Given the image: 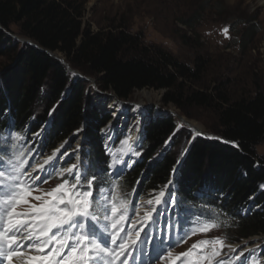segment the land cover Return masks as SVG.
Segmentation results:
<instances>
[{
	"label": "trees",
	"instance_id": "obj_1",
	"mask_svg": "<svg viewBox=\"0 0 264 264\" xmlns=\"http://www.w3.org/2000/svg\"><path fill=\"white\" fill-rule=\"evenodd\" d=\"M83 16L84 5L77 0H0V48L3 29L13 24L33 41L15 52L13 63L0 72V139L11 120L14 131L28 138L51 120L34 146L41 156L75 132L83 133L91 161L88 174L99 173L106 185L111 176L100 170L108 169L110 156L101 129L112 116L89 104L87 84L79 77L71 83L66 63L98 76L101 88L120 99L144 88L164 89V105L184 109L185 99L212 108L220 139L197 136L177 167L180 159L165 145L177 131L175 119H150L139 160L120 179L124 197L135 203L174 176L182 219L200 214L218 220L229 241L263 235L264 160L256 146L264 137V93L233 99L222 86L210 93L191 89L201 63L192 67L124 29L92 31L84 26ZM182 22L194 27L189 19ZM58 52L65 61L55 56ZM45 104L56 107L51 112L41 109Z\"/></svg>",
	"mask_w": 264,
	"mask_h": 264
},
{
	"label": "rangeland",
	"instance_id": "obj_2",
	"mask_svg": "<svg viewBox=\"0 0 264 264\" xmlns=\"http://www.w3.org/2000/svg\"><path fill=\"white\" fill-rule=\"evenodd\" d=\"M77 1L84 5V26H90L92 31L124 29L137 35L144 45L162 47L192 67H195L197 62L201 63L199 77L193 81L191 89L210 93L215 87L222 86L233 99L250 97L255 95L257 91L264 93V0ZM185 19L191 20L194 27L190 28L184 25L182 20ZM224 29H227V33ZM3 31L6 37L0 48V72L4 67L13 63L15 52L19 53L26 44L33 42L20 32L19 24H13L7 30L3 29ZM182 35H185V38H182ZM55 56L60 61H65L63 54L58 52L55 53ZM66 66L72 76L71 83L74 82L76 77H79L87 84L89 104L92 101L103 113H110L113 117L111 118L112 122L116 121L127 127L123 130L119 124H115L118 133L112 137L116 138L112 149L106 143V148L112 159L115 158L113 154L117 149H120L122 141L129 136L126 130L131 128L140 131V141L133 156L135 161V158L138 157L135 153L141 154L143 149V145H141L143 139L142 124L146 126L150 119L170 115L167 113L168 111L171 112L172 115L170 116L176 121L177 131L173 135L174 138L167 140L165 145H167L169 151L176 152L179 159L188 148L190 149L193 141L198 136L193 131V125L197 126L199 131L207 136L219 137L216 133L219 125L218 116L210 107H198L195 104L188 103L185 99L183 100L184 109L178 108L174 104L164 105L163 99L166 94L164 89L144 88L136 90L128 99H120L112 91H105L101 88L98 76L85 73L68 63H66ZM76 73L79 76H75ZM144 91L151 93L152 96L160 94V98L149 101L144 95ZM111 101L118 103L119 106L117 107H122L120 116L116 117L114 110L108 108V103ZM140 105L142 108L135 109ZM55 107L49 108L45 104L41 109H48L51 112L54 111ZM133 108L135 112H140L139 122H134L135 118L133 116L138 114L132 112ZM106 126L103 128L105 129ZM103 128L101 133L105 142H107V136L104 134ZM8 131L13 130L11 128ZM43 133V130H39L32 134L28 138L29 143H27V146L40 141L43 138ZM20 136L23 137L20 141H23L26 145L27 136L22 134ZM57 146L53 151L56 149L61 151L62 161L68 156L72 157L71 159L69 157L70 160L58 169L66 168L67 164L68 167L75 164L74 157L80 151V160L87 166L90 164L88 172L92 173L90 156L87 154L88 144L83 133L71 135L68 139L59 142ZM256 149L258 156L264 160V137L257 144ZM65 153H67L66 156ZM46 178L47 176H44L34 182L33 187L38 186L36 188L38 190L34 191V195L39 196L42 192H48L62 182V179H58V176L47 180L46 183L42 182ZM176 190L177 185L173 180L171 183L143 195L144 197L139 200L140 205L143 199L154 200L160 191L171 192L175 195ZM31 203L38 204L40 201L31 199ZM25 207L21 206L18 210H24ZM152 207V205L149 206V211ZM140 214L141 216L144 215V213ZM168 215L169 212H166L165 216L161 218L160 229H164ZM204 222L211 221L197 220L198 224ZM137 227H139V224ZM152 231L155 235L156 229H152ZM168 234L171 235L172 230H169ZM160 235H165V232L161 231ZM217 237L223 239L226 245H232L235 248V252H232L225 247L222 251L224 259L227 260L231 257L234 260L236 255L247 248L254 250V255L249 264H264V234L242 239L241 241H229L221 225L212 228L208 232H197V234L191 235L186 242L174 246L171 250L174 255L179 254L185 252L197 241L213 240ZM257 239L261 240L258 244H256ZM257 245H260V247L257 248ZM248 254V252H245L246 256ZM156 264H166V262L157 261Z\"/></svg>",
	"mask_w": 264,
	"mask_h": 264
},
{
	"label": "snow or ice",
	"instance_id": "obj_3",
	"mask_svg": "<svg viewBox=\"0 0 264 264\" xmlns=\"http://www.w3.org/2000/svg\"><path fill=\"white\" fill-rule=\"evenodd\" d=\"M224 31L227 33V29ZM195 135L202 133L195 132ZM21 139L19 133L12 131L0 139V264H156L157 261L166 264H249L251 261L254 250L247 248L234 260L220 258L225 247L232 252L235 248L219 237L197 241L185 252L174 255L171 250L174 246L186 242L197 232H208L218 225L212 222L198 224L193 220L190 227L177 230L168 217L164 229H160L161 218L170 209L175 211L177 205L176 196L165 191L147 201L153 207L150 211L145 210L143 216L134 209L139 219L129 223L128 202L114 194L117 182L109 180L108 187H102L104 181L98 179L99 173L89 176V166L79 158L77 163L57 169L55 163L49 162L59 149L32 170L46 171L45 166H48L52 169L47 172L48 177L58 176L62 182L48 192L34 195L38 190L33 187L34 180H39V176L33 178L25 170L27 159L23 145L18 143ZM130 141L131 137L122 141L129 152L132 150ZM122 163L127 166L126 162L114 158L108 169H117ZM65 174L70 178H64ZM115 174L119 175L118 169ZM30 198L40 203L33 204ZM21 206L26 207L18 210ZM152 229H156L155 235ZM169 230H172L171 235ZM161 231L165 235H160ZM245 252L249 254L246 256ZM142 256L147 260H141Z\"/></svg>",
	"mask_w": 264,
	"mask_h": 264
},
{
	"label": "bare ground",
	"instance_id": "obj_4",
	"mask_svg": "<svg viewBox=\"0 0 264 264\" xmlns=\"http://www.w3.org/2000/svg\"><path fill=\"white\" fill-rule=\"evenodd\" d=\"M144 95L146 96V98L149 100V101H152V99L154 100V99H156V100H158L159 98H160V94H155L154 96H152V94L151 93H149V92H147V91H144ZM109 105H108V108H112L113 110H114V113L116 114V117L117 116H120V110H122V107H117V106H119L118 105V103H116L115 101H111L110 103H108ZM105 106H106V104H104ZM140 108H142L141 107V105L139 106V107H137V108H135V109H140ZM132 112H135V110H134V108H133V110H132ZM135 113H137L138 115H134L133 117L135 118V120H134V122H139V114H140V112H135ZM115 124H119L120 125V127H122L123 128V130L125 129V128H127L126 126H124V125H122L121 123H118V122H110L107 126H106V128L104 129V134H106V139H107V143H108V145L109 146H112L113 145V143H114V141L116 140V138H112V137H114V136H116V134L118 133V131H117V129H116V126H115ZM193 128H194V130H195V132H198L199 131V129H198V127L197 126H195V125H193ZM126 132L129 134V136L128 137H131V141H130V143H131V151L129 152V151H127V146H125V145H121L120 146V149H118V150H116L115 151V153H114V156H116V159H119V160H121V161H123V162H126V164H127V166H125L124 165V163H122L121 165H119V166H117V169L119 170V171H121V170H125V169H127V167H129L132 163H133V161H134V151H135V149H136V147H137V145H138V142L140 141L139 139H140V131L139 130H137V129H131V128H129V129H127L126 130ZM123 134V133H122ZM127 135V134H126ZM127 137V138H128ZM57 150V149H56ZM55 150V151H56ZM54 151V152H55ZM53 152V153H54ZM63 152H64V150H63ZM79 152L80 151H78L77 153H76V155H75V157H74V163H77V158H79L80 159V156H79ZM61 151H59V152H56V156L53 158V161H50L49 163L50 164H52V163H55L56 164V166L58 165H62V163L63 162H65V161H67L68 160V158L70 157V159L72 158L71 156H68V157H66V159L65 160H61ZM133 154V155H132ZM53 154H51V155H48V156H45V157H43V159L41 160V162H39L37 165H39V164H43V162L45 161V160H47V158L49 157V156H52ZM132 155V156H131ZM66 156V155H65ZM58 161V162H57ZM73 162V161H72ZM36 166V165H35ZM34 166V167H35ZM70 166V165H69ZM68 166H66V168H67ZM45 168H46V170H48V169H51V168H49L48 166H45ZM117 169H113V171L114 172H116L117 171ZM42 172H45V171H42V170H40L39 168H36V170L35 171H33V170H31L29 173L31 174V176L33 177V178H35V177H37V176H39V174L40 173H42ZM149 199L148 198H146V199H143L142 201H141V205H142V209H141V211H143V212H145V210H148L149 211V206L150 205H148L147 204V201H148ZM258 240V239H257ZM261 241V240H260ZM260 241L258 240V241H256V244H258V243H260Z\"/></svg>",
	"mask_w": 264,
	"mask_h": 264
},
{
	"label": "water",
	"instance_id": "obj_5",
	"mask_svg": "<svg viewBox=\"0 0 264 264\" xmlns=\"http://www.w3.org/2000/svg\"><path fill=\"white\" fill-rule=\"evenodd\" d=\"M75 76H79V74L78 73H76L75 74ZM168 114H170V115H172L171 114V112H167ZM199 133H202V132H200V131H198ZM76 133L78 134V132H75L73 135H76ZM198 136H206L207 138H209V139H220L219 137H217V136H207L205 133H202V135H198ZM193 141V140H192ZM192 143V142H191ZM191 145V144H190ZM190 147V146H189ZM189 149V148H188ZM188 149H187V151L184 153V155L180 158V160H179V164L177 165V167H179V165L181 164V162H182V160L184 159V157H185V155H186V153L188 152Z\"/></svg>",
	"mask_w": 264,
	"mask_h": 264
}]
</instances>
